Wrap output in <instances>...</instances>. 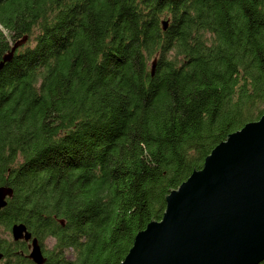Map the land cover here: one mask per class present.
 <instances>
[{
  "label": "trees",
  "instance_id": "1",
  "mask_svg": "<svg viewBox=\"0 0 264 264\" xmlns=\"http://www.w3.org/2000/svg\"><path fill=\"white\" fill-rule=\"evenodd\" d=\"M24 37L0 68V225L43 264H121L168 186L264 112V0H0V60ZM28 252L0 237V264Z\"/></svg>",
  "mask_w": 264,
  "mask_h": 264
},
{
  "label": "water",
  "instance_id": "2",
  "mask_svg": "<svg viewBox=\"0 0 264 264\" xmlns=\"http://www.w3.org/2000/svg\"><path fill=\"white\" fill-rule=\"evenodd\" d=\"M163 21L165 28L167 21ZM25 38L2 56L0 68ZM155 63L153 58L151 72ZM168 189L161 218H150L136 232L121 264H256L263 260L264 112L228 133L200 168H193L177 187ZM11 194L10 186H0V208ZM10 231L13 240L28 241L27 256L43 264L41 244L26 225L14 222Z\"/></svg>",
  "mask_w": 264,
  "mask_h": 264
},
{
  "label": "rangeland",
  "instance_id": "3",
  "mask_svg": "<svg viewBox=\"0 0 264 264\" xmlns=\"http://www.w3.org/2000/svg\"><path fill=\"white\" fill-rule=\"evenodd\" d=\"M0 237L12 239L11 231L5 229L3 226L0 225ZM52 243H53V238H51V237H48L44 240V244L47 247H50L52 245ZM69 254L72 256L71 253H69Z\"/></svg>",
  "mask_w": 264,
  "mask_h": 264
},
{
  "label": "flooded vegetation",
  "instance_id": "4",
  "mask_svg": "<svg viewBox=\"0 0 264 264\" xmlns=\"http://www.w3.org/2000/svg\"><path fill=\"white\" fill-rule=\"evenodd\" d=\"M23 241H24V240H23ZM25 242H26L27 248H28V250H29L28 241H25Z\"/></svg>",
  "mask_w": 264,
  "mask_h": 264
}]
</instances>
